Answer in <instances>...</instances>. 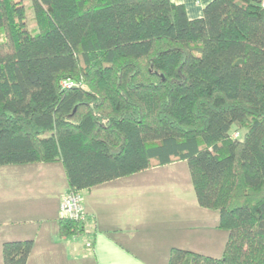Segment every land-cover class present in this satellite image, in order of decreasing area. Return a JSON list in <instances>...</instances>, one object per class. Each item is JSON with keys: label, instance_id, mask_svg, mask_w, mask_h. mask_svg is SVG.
Wrapping results in <instances>:
<instances>
[{"label": "trees", "instance_id": "16d2710c", "mask_svg": "<svg viewBox=\"0 0 264 264\" xmlns=\"http://www.w3.org/2000/svg\"><path fill=\"white\" fill-rule=\"evenodd\" d=\"M0 33V209L4 189L59 176L68 192L153 184L171 219L226 235L219 256L174 246L166 264H264V0L195 19L171 0H0ZM85 212L59 237L85 236ZM34 244L1 241V264Z\"/></svg>", "mask_w": 264, "mask_h": 264}, {"label": "crops", "instance_id": "0c3cea01", "mask_svg": "<svg viewBox=\"0 0 264 264\" xmlns=\"http://www.w3.org/2000/svg\"><path fill=\"white\" fill-rule=\"evenodd\" d=\"M171 1L183 5L188 17L195 19L203 16L212 0ZM42 180L33 189L25 190L23 183L17 191L8 187L1 192L4 222L0 220V244L34 240L28 264H166L163 257L167 258L172 247L185 241L196 244L197 235L193 229L192 235L187 232L191 230L177 212L172 219L166 215L165 201L145 199L149 196L145 188L153 184L140 188L137 182L127 181L80 191L89 215L88 232L83 237H59L56 221L61 198L68 190L60 176L46 185ZM174 191L179 198L195 203L194 193L184 192L180 186ZM186 195L192 200L184 198ZM86 241L92 246L87 247Z\"/></svg>", "mask_w": 264, "mask_h": 264}, {"label": "rangeland", "instance_id": "374dc122", "mask_svg": "<svg viewBox=\"0 0 264 264\" xmlns=\"http://www.w3.org/2000/svg\"><path fill=\"white\" fill-rule=\"evenodd\" d=\"M3 39H4V36H3V34L0 33V41H2ZM165 179H166V177H165ZM165 187H166V183L163 184L162 191H164V188ZM168 188L170 189V191L168 190L169 192H173L174 193L176 191V190L174 191V189L175 188L177 189L178 188V185L174 186L173 183H168ZM163 193H165V198L160 199V201H166V191H164ZM146 197L147 198H151L148 195H146ZM194 197H195V195H194ZM184 198L191 199L192 196L186 195ZM180 211L181 212H184V211L186 212V215H183V213L180 214V215H183L182 217H184V218L186 216L188 217V215H187L188 213H191L190 211H188V206L187 205L183 206L182 208H179L178 212H180ZM166 212L168 213L166 215H168V216L171 215L169 213V209L168 208H166ZM174 212L175 211H173V213ZM192 213H193V210H192ZM3 219H4L3 216H1L0 217V220L3 221ZM187 232L189 234L192 233V231H189V230H187ZM214 233L215 234H214V236H213L212 239H211V237H207V240H206L205 237L203 238L201 236H198V237H196V244L195 245H190L189 243H187L185 241V242L180 243L178 246H180V247H186V248L187 247H190L195 252H198V253H201V254H205V255L219 256V255H221V252H222V250H223V248L225 246L226 235L223 234V233H220V232H216V231ZM199 235H201V234H199ZM163 259L165 261V258L164 257H163Z\"/></svg>", "mask_w": 264, "mask_h": 264}, {"label": "built area", "instance_id": "2783aa9c", "mask_svg": "<svg viewBox=\"0 0 264 264\" xmlns=\"http://www.w3.org/2000/svg\"><path fill=\"white\" fill-rule=\"evenodd\" d=\"M75 85L70 79L63 80L61 87L63 89H70ZM237 136V134L235 135ZM60 217L69 220L82 221L86 218L84 207V199L80 192H67L61 198L60 203ZM87 247H91L90 241L85 242Z\"/></svg>", "mask_w": 264, "mask_h": 264}]
</instances>
